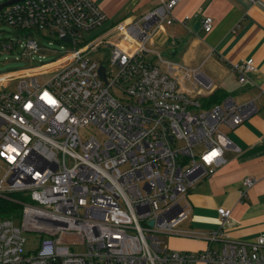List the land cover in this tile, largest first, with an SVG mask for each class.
<instances>
[{
    "label": "built area",
    "instance_id": "obj_1",
    "mask_svg": "<svg viewBox=\"0 0 264 264\" xmlns=\"http://www.w3.org/2000/svg\"><path fill=\"white\" fill-rule=\"evenodd\" d=\"M177 3L158 0L120 24V42L106 34L85 38L107 20L93 0H18L0 9V23L26 38V55L40 50L35 37L43 30L64 44L55 60L0 72V197L22 208L21 225L16 211L0 216V264H264V232L253 241L232 238L224 229L230 208H218L220 226L208 233L183 228L193 185L226 163L230 146L240 151L222 128L241 124L257 107L231 96L208 103L215 84L202 66L148 48L175 20ZM200 23L210 32L216 20ZM14 39L0 38V49H17ZM104 43L110 49L102 61L93 53ZM231 69L240 83L258 72L254 58ZM89 125L105 139L82 138ZM255 183L244 179L241 196ZM24 231L41 233L34 252L24 251ZM164 234L203 237L207 245L177 250ZM80 245L82 252L73 249Z\"/></svg>",
    "mask_w": 264,
    "mask_h": 264
},
{
    "label": "crops",
    "instance_id": "obj_2",
    "mask_svg": "<svg viewBox=\"0 0 264 264\" xmlns=\"http://www.w3.org/2000/svg\"><path fill=\"white\" fill-rule=\"evenodd\" d=\"M93 1L107 15L104 23L110 27L102 34L107 36L118 35L120 24L140 18L158 4V0ZM173 15L175 20L154 33L148 48L188 66H202L215 84L213 92L257 107L241 124L222 128L240 151L230 146L224 154L226 163L193 185L192 213L184 227L200 233L219 228L218 208L223 206L232 209L225 231L236 240L253 241L264 232V0H178ZM204 16L216 20L210 32L201 26ZM149 58L156 62L153 53ZM248 58H254L258 72L240 83L231 64ZM249 177L256 183L242 197L243 180ZM173 238L181 240L177 250H198L207 245L203 237Z\"/></svg>",
    "mask_w": 264,
    "mask_h": 264
},
{
    "label": "rangeland",
    "instance_id": "obj_3",
    "mask_svg": "<svg viewBox=\"0 0 264 264\" xmlns=\"http://www.w3.org/2000/svg\"><path fill=\"white\" fill-rule=\"evenodd\" d=\"M5 0H0L1 2H4ZM110 27V25H107L104 23L103 25H100L99 27L93 29L92 31L86 32L85 38L88 40H91L103 33ZM45 35H44V34ZM7 38L8 41H10V38H15L14 40H18V48L13 50H3L2 55L0 56V62L4 63L3 66H0V72H7L15 69H22L31 67L34 65H39L42 63H47L52 60H55L58 58V56L63 52L62 46L64 45L62 42L58 41L56 39V36L49 31L43 30L40 33L36 34V39L38 40L40 44V50L37 52H33L31 55H26L24 50V42L26 41V38L21 35L20 31H16V29L13 27V25L9 23H0V38L4 39ZM109 41H119V36L117 35H110L107 37ZM23 40V41H22ZM11 42V41H10ZM102 50L98 52H94L93 56L95 58H98L102 61L106 57L109 58V44H102L101 46ZM109 64V63H107ZM112 70V66L110 67ZM54 75V72L41 74L39 76V79L41 82H46L52 78ZM15 84L12 85L11 88H14ZM80 134L82 138L86 139L92 135H96L101 140L105 139V135L94 125H89L87 127H84L80 130ZM70 163V160H69ZM17 213L15 214L14 221L16 224L21 225L22 222V208L21 206L17 208ZM191 217V215H190ZM190 219V218H189ZM185 224V223H184ZM183 224V228H184ZM23 235L26 239L24 243V251L25 253H31L37 250L40 246L41 242V233L40 232H34V231H24ZM162 239L165 241V244L172 247L177 248L178 244H181V240H177L173 238V236L170 235H162ZM73 249L77 252H82L84 250V247L82 245L80 246H73ZM192 249V248H190Z\"/></svg>",
    "mask_w": 264,
    "mask_h": 264
},
{
    "label": "trees",
    "instance_id": "obj_4",
    "mask_svg": "<svg viewBox=\"0 0 264 264\" xmlns=\"http://www.w3.org/2000/svg\"><path fill=\"white\" fill-rule=\"evenodd\" d=\"M223 98L225 97L220 96L219 94H217V92H213L208 97V103H218ZM17 208H19V206L14 205L10 199L0 197V216H8L11 214V212L17 211Z\"/></svg>",
    "mask_w": 264,
    "mask_h": 264
},
{
    "label": "water",
    "instance_id": "obj_5",
    "mask_svg": "<svg viewBox=\"0 0 264 264\" xmlns=\"http://www.w3.org/2000/svg\"><path fill=\"white\" fill-rule=\"evenodd\" d=\"M15 1H18V0H10V1H7V2H4V3L0 4V9H1L2 7H4L5 5H7V4H9V3H12V2H15ZM199 27H200V24L197 25L196 30H198ZM28 35H32V33H29ZM64 39L67 40V41H70V40H71L69 37H66V38H64ZM0 56H1V53H0ZM2 65H3V64L0 63V66H2ZM100 74H101V76H102L105 80L107 79V78H106V68H105L104 65H102L101 68H100Z\"/></svg>",
    "mask_w": 264,
    "mask_h": 264
}]
</instances>
